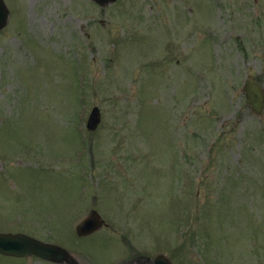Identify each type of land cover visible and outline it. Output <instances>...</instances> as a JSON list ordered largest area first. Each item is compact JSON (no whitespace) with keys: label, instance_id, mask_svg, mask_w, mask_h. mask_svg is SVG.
<instances>
[{"label":"rangeland","instance_id":"374dc122","mask_svg":"<svg viewBox=\"0 0 264 264\" xmlns=\"http://www.w3.org/2000/svg\"><path fill=\"white\" fill-rule=\"evenodd\" d=\"M6 3L0 233L80 264H264V112L242 88H264V0ZM91 209L109 226L79 237Z\"/></svg>","mask_w":264,"mask_h":264},{"label":"water","instance_id":"95a60500","mask_svg":"<svg viewBox=\"0 0 264 264\" xmlns=\"http://www.w3.org/2000/svg\"><path fill=\"white\" fill-rule=\"evenodd\" d=\"M100 5H105L116 0H95ZM3 0H0V30L6 26L9 11ZM245 83V93L248 103L251 108L257 113L261 114L264 107V89L260 87L254 76L247 77ZM101 122V111L98 107L92 110L87 123L89 130H96ZM104 225V220L96 211H92L77 227V233L80 236L90 235L101 229ZM0 254L14 257H28L39 256L48 261L59 264H80L77 259L70 255L65 249L43 243L39 240L26 236L24 234H0ZM134 261L139 264H172L169 259L164 256H159L155 259L139 258ZM129 264V263H124Z\"/></svg>","mask_w":264,"mask_h":264}]
</instances>
